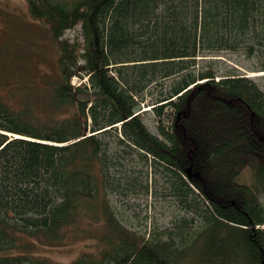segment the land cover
Masks as SVG:
<instances>
[{
	"label": "trees",
	"instance_id": "16d2710c",
	"mask_svg": "<svg viewBox=\"0 0 264 264\" xmlns=\"http://www.w3.org/2000/svg\"><path fill=\"white\" fill-rule=\"evenodd\" d=\"M25 1L56 52L57 79H42L47 106L74 111L40 119L28 100L13 110L0 49V264H54L35 243L61 244L83 223L103 227L98 250L70 264H264V93L206 58L253 57L264 69V0ZM77 24L81 41L62 38ZM157 86L161 137L140 110ZM117 126L189 217L147 236L120 223L106 198L118 177L104 140ZM246 174L253 184L240 181Z\"/></svg>",
	"mask_w": 264,
	"mask_h": 264
},
{
	"label": "rangeland",
	"instance_id": "374dc122",
	"mask_svg": "<svg viewBox=\"0 0 264 264\" xmlns=\"http://www.w3.org/2000/svg\"><path fill=\"white\" fill-rule=\"evenodd\" d=\"M71 1V0H65ZM80 25L65 29L62 38L70 41L76 36L81 41ZM5 48V102L13 110H21L26 101L38 103L34 115L42 118H62L74 111L72 104H63L57 111L47 106L46 83L42 79L54 81L58 77L56 52L46 26L34 20L27 11L25 0H0V49ZM212 55V64L219 72L235 66L244 75L257 83L264 93V73L255 67L256 59H243L242 55ZM234 59H237L235 61ZM200 65L208 59L201 60ZM87 81L72 76L70 82L77 86ZM170 79L165 80V84ZM45 86V87H44ZM146 94L147 102L141 105V117L148 130L161 137L158 123L168 124V113L156 116V110L150 108L151 102L159 97V86ZM166 109V108H165ZM164 109V111H165ZM88 122L90 119L88 118ZM88 130V129H87ZM119 127L110 128L104 140L108 142L109 173L118 177L113 189H107L106 198L115 216L121 224L138 233H145L174 227L183 217H189L176 195L172 194L170 184L159 168L148 166L139 156V152L124 148L118 140ZM112 177V176H111ZM253 178L246 174L240 181L253 184ZM258 199L264 207V191L259 190ZM262 228V227H261ZM103 227L83 223L78 230L66 235L57 245L35 243L34 252L48 258L54 264H70L84 252L95 253L99 243L95 230L99 233ZM17 253L16 250L5 254Z\"/></svg>",
	"mask_w": 264,
	"mask_h": 264
},
{
	"label": "bare ground",
	"instance_id": "6f19581e",
	"mask_svg": "<svg viewBox=\"0 0 264 264\" xmlns=\"http://www.w3.org/2000/svg\"><path fill=\"white\" fill-rule=\"evenodd\" d=\"M243 59H255V58H253V57H249V58H243ZM257 63L258 64H260L259 62H258V60H256V63H254V64H256L255 65V67H258V65H257ZM233 67H235V66H233ZM259 68V70H261V72H259V73H264V69H261L260 67H258ZM8 135H11V136H19V134H17V133H12V132H8Z\"/></svg>",
	"mask_w": 264,
	"mask_h": 264
}]
</instances>
